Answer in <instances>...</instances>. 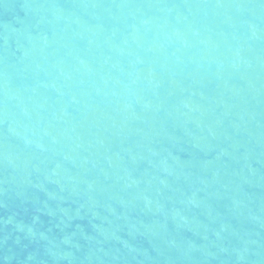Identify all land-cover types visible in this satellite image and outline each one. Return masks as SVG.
<instances>
[{
    "label": "water",
    "instance_id": "obj_1",
    "mask_svg": "<svg viewBox=\"0 0 264 264\" xmlns=\"http://www.w3.org/2000/svg\"><path fill=\"white\" fill-rule=\"evenodd\" d=\"M0 264H264V0H0Z\"/></svg>",
    "mask_w": 264,
    "mask_h": 264
}]
</instances>
